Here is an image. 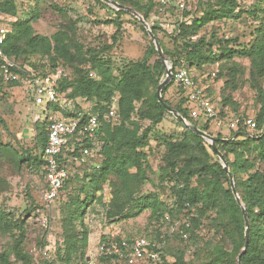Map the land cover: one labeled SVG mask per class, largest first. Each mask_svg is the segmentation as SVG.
I'll list each match as a JSON object with an SVG mask.
<instances>
[{
    "label": "trees",
    "instance_id": "16d2710c",
    "mask_svg": "<svg viewBox=\"0 0 264 264\" xmlns=\"http://www.w3.org/2000/svg\"><path fill=\"white\" fill-rule=\"evenodd\" d=\"M96 1L114 14L118 28L121 27L120 18L130 14L123 10H115L102 0ZM115 1L132 8L149 23L152 15H158L155 0ZM258 2H264V0H257L256 3ZM193 3L192 0H187V9L183 14L173 13L178 25L175 29L174 48H167L159 38L158 32L162 30L160 26L152 24L151 28L158 37L164 54L172 61L174 74L183 69L191 74L193 68L200 70L208 64L228 63L235 57H245L251 62V84L262 103L261 110L253 118L257 127L253 133H249L245 124L241 123L237 129L229 130L231 134L228 137L219 134L216 138L217 146L228 161L237 191L249 214L250 240L247 252L242 255V264H264V169L259 168L261 164H264V17L259 16L257 7L248 12V15L258 21V27L254 31L255 37L249 46H243L238 38L225 39L217 34H212L210 39H207L204 36L199 37L201 29L206 24L225 19L239 20L244 12L240 9L238 0H217V4L211 1L197 3V6L202 5L204 11L193 15ZM56 9L63 13V10ZM17 15V0L0 2V17H17ZM183 15L185 18L182 19ZM35 19L34 14L26 19L17 18L11 30L5 28L6 33L0 37V49L14 59L19 66L17 69L19 74H25L30 70L41 76H50L58 69H64L69 73V77L59 81L56 88V100L45 105L46 120L40 127L37 126L36 155L30 156L31 154L26 152L19 158V163H28L29 167L41 170L44 176V160L41 153L47 143L48 125L60 118L79 117L84 109L78 105L75 110H70L63 101L74 102L81 99L88 102L92 113L100 114L101 122L97 136L93 140L85 139L82 147L79 144L77 149V154L80 149L87 148L92 151L93 155L87 159L88 164L89 161L98 159L97 162L92 163L94 172L90 176L89 189L87 186H82L81 191L85 194V198L82 200L78 197L73 201V208L69 209L67 217L62 221V246L55 250L54 257L51 250V257H44L41 263L89 264L87 258L85 259L89 236L84 223L85 212L87 207L98 200L97 195L101 191L102 184L107 182L109 176H114L116 182L110 184L114 196L106 212L108 219L120 221L137 218L149 210L150 221L156 224L167 213L196 211L198 215L191 217L193 225L197 227L202 219L210 218L222 239L201 264H238V258L245 246V221L242 210L233 195L228 173L223 169L220 159L211 146L203 138L187 130L178 120L176 123L183 129L181 137L162 136L157 139L159 145L164 147V152L161 154L162 174L159 180L160 183L170 184L169 201L171 202L162 201L156 193L140 201L135 198L149 179L150 166L147 154L143 150L149 147V139L154 128L165 120L166 115L172 116L158 102L156 94L159 83L166 75V67L160 59L154 42L150 39V46L142 59L125 62L120 68H115L111 60L104 57L113 49L112 45H104L99 50L85 51L84 46L76 38V24L60 25L58 31L52 36H45L36 33ZM141 27L146 32L142 23ZM117 35L118 32L114 35V43L118 41ZM225 68H228L226 73L220 71L219 77L227 76L229 79L220 93L221 108L216 106L218 119L223 125L236 116L251 118L247 114L238 112V104L232 97V93L238 89L237 71L229 67ZM1 73L0 68V94L10 87H20L27 91L28 96H31L34 105L30 89L27 90L18 84L6 85ZM93 73L97 76H91ZM174 83H176L175 80L164 89V101L189 122L210 133L213 122H203L192 117V107L187 95L182 98L180 104L175 106L165 99L166 92ZM180 87L183 88L181 85ZM209 90L207 87L205 93L213 101L207 94ZM64 96H66L65 99ZM114 98L118 100L115 123L104 120ZM53 113L59 114L60 117L50 119L49 116ZM142 122H149L150 125L143 129ZM5 149L7 146L0 145V162L1 152ZM77 168L78 166L74 171ZM69 179L63 191L70 182ZM63 195L64 192L54 204L60 202ZM70 200L72 201L73 198ZM131 205L137 210L125 214V210ZM41 206L42 203L32 210L34 215H38L37 211ZM50 213L51 210L48 215ZM4 216L0 214V222L5 221L8 229L15 226L20 234L11 252L0 253V264H34L33 256L26 251L23 244L25 222L13 223L12 219H6ZM185 230L188 231V229ZM154 235L155 242L151 240ZM108 238L129 242L135 239L104 236L101 242ZM143 238L151 243L150 250L160 252L161 255L157 260L136 262L171 264L163 256L161 248L153 247L157 244L156 241L162 242L157 230L149 231ZM45 245L44 241L40 243V246ZM12 254L15 256V261L11 258ZM128 262H135V260L132 257L120 259L113 255H100L96 263L125 264ZM175 264L192 263H186L181 255L177 257Z\"/></svg>",
    "mask_w": 264,
    "mask_h": 264
},
{
    "label": "rangeland",
    "instance_id": "374dc122",
    "mask_svg": "<svg viewBox=\"0 0 264 264\" xmlns=\"http://www.w3.org/2000/svg\"><path fill=\"white\" fill-rule=\"evenodd\" d=\"M192 1L194 2V5L192 4L193 15L204 11L202 5L197 6L199 2L211 1L217 4V0ZM238 1L240 9L244 12L239 20L211 21L201 29L199 37L204 36L210 39L212 34H217L225 39L238 38L243 46H249L255 37L254 31L258 27V21L248 15V12L257 7L259 16L264 17V2L256 3L257 0ZM17 5V17H0V28L11 30L17 18L26 19L32 14L36 16L34 22L36 33L45 36H52L58 31L60 25L74 23L76 24V38L84 46L85 51L99 50L104 45L113 46V49L107 52L104 57L109 58L115 68H120L125 62L142 59L150 46V37L147 31L142 29L141 22L135 16L132 14L123 15L120 18L121 27L118 28L114 14L96 0H40V2L17 0ZM56 8L63 10V13ZM183 16L182 19L185 18ZM176 22L177 20L173 15L158 14L152 15L150 23H148L150 26L156 24L162 28L158 32L159 38L167 48L172 49L176 35ZM117 32L118 41L114 43V35ZM225 67L237 71L238 89L232 93V97L238 104V112L255 118L262 108V103L251 84V62L248 58L235 57L228 63L208 64L200 70L193 68L191 74L201 86L209 87L210 90L207 94L213 99L215 107L221 108L220 93L229 77H219V72L224 71L226 73L228 68ZM91 76L97 75L93 73ZM165 77L162 78L161 82ZM185 96L186 91L174 83L166 92L165 99L175 106L180 104ZM65 98L66 96H64ZM63 104L70 110H75L78 105L84 107L83 110H89L91 107L88 102L81 99L74 102L63 101ZM45 107L34 106L31 96H28L27 91L20 87H10L3 94H0V145L7 146V149L1 152L0 214L5 215L6 219H12L13 223L16 221L25 222L23 244L26 251L33 256L34 264H42L43 251L47 248L53 250L52 256L54 257L55 250L62 246V221L67 217L69 209L73 208V201L77 200L78 197L82 200L85 198L81 188L87 186L89 189L90 176L94 172V164L92 163L98 160L93 159L94 161H89L88 164L86 159V162L81 163L77 170L71 174L62 200L53 205L51 213L48 215L49 228L43 227L39 221L40 215H34L32 210L42 203V193L46 188L44 176H42L41 170L29 167L28 163L20 164L19 158L26 152H29L30 156L36 155L37 126L40 127L46 120ZM59 117L60 115L56 113L49 116L50 119ZM141 125L144 129L150 124L149 122H142ZM209 131L214 137L219 134L228 137L231 134L226 124L218 125L216 122L211 123ZM182 133L183 129L178 126L173 115H166L165 120L154 128L149 139V147L143 150L147 154L150 166L148 170L149 179L141 187L138 195L135 196L137 200L140 201L142 198L156 193L162 201L171 202L169 201L170 184L167 182L160 183L159 180L162 174L161 154L164 152V147L159 145L157 139L162 136L179 138ZM259 168L264 169V164H261ZM113 182H116V178L109 176L107 182L101 186V191L97 195L98 200L87 207L85 212L84 223L89 232L88 247L85 251L87 261L98 262L100 242L104 236H116L123 239L138 238L146 236L151 230H157L159 238L162 239L161 243L156 241L157 248L162 249L163 256L171 264L177 263V257L181 255H183L186 263L201 264L212 249L221 243V235L212 225L210 218L202 219L197 227L193 225L191 217L198 215L196 211L185 210L180 213H167L156 224L150 221L151 212L149 210L137 218L120 221L108 219L106 212L108 204L114 196L110 185ZM70 198L73 200L71 201ZM136 210V207L131 205L127 207L125 214ZM19 234L20 232L15 226L8 229L5 226V221L0 222V253L11 252ZM151 240H155V235L151 237ZM42 241L46 244L45 246H40ZM11 258L15 261L13 254ZM125 264L139 263L135 261Z\"/></svg>",
    "mask_w": 264,
    "mask_h": 264
},
{
    "label": "built area",
    "instance_id": "2783aa9c",
    "mask_svg": "<svg viewBox=\"0 0 264 264\" xmlns=\"http://www.w3.org/2000/svg\"><path fill=\"white\" fill-rule=\"evenodd\" d=\"M3 0H0V2ZM157 2L158 14L172 16L173 13L183 14L187 9V0H155ZM182 21V20H181ZM178 26V25H177ZM6 33L5 28H0V37ZM1 75L6 85L18 84L32 91L34 105L45 106L49 102L56 100L58 83L62 79L69 77V73L64 69H58L50 76H41L32 71L19 74V66L13 58L8 57L0 49ZM174 80L186 91L187 98L191 104V115L196 120L203 122H216L222 125L218 119L214 102L207 97L205 89L201 86L190 72L183 69L174 74ZM208 84V83H207ZM117 98L113 99L110 110L104 116L107 122H116L117 119ZM244 123L249 133H253L257 127L253 118L234 117L226 124L229 130L237 129L238 125ZM101 126L100 114H93L91 107L80 113L79 117L57 119L51 122L48 127V138L42 150L44 160V180L46 188L42 193V206L38 209L40 223L43 227H49L48 213L56 200L63 194L67 180L72 171L81 163L86 162L88 157L93 155L90 149H77L85 139L93 140ZM151 243L143 238H135L132 242L127 240L117 241L112 238L100 242L99 254L107 256H117L120 259L132 257L135 261L146 262L160 258V252L150 250ZM157 248V245H153ZM45 258L51 257V248L43 251ZM89 264H96L89 261Z\"/></svg>",
    "mask_w": 264,
    "mask_h": 264
},
{
    "label": "water",
    "instance_id": "95a60500",
    "mask_svg": "<svg viewBox=\"0 0 264 264\" xmlns=\"http://www.w3.org/2000/svg\"><path fill=\"white\" fill-rule=\"evenodd\" d=\"M102 1L108 3L111 7H113L114 9H116L118 11L119 10H123L125 12H128V13L132 14L145 27L150 39L154 42L155 48H156V50H157V52H158V54L160 56V59H161L162 63L166 67V77L159 84L157 92H156L157 98H158V102L167 110L168 113L172 114L176 120L181 122L182 125L187 130H189L192 133L200 136L201 138H203L211 146L213 152L215 154H217L218 158L220 159V162H221V164L223 166V169L228 173V176L230 178V184H231V189H232L233 195H234L238 205L240 206V208L242 210V213H243V216H244V221H245V246H244V248L242 250V253L240 254V256L238 258V264H242V255L247 252V249H248V246H249V240H250L249 214H248V211H247V207L243 203V201H242V199H241V197H240V195H239V193L237 191L235 180H234V176H233V173L230 170L228 161L225 158V156L221 153V151L219 150V148L217 146L218 139L216 137L212 136L211 134L203 131L198 126H196V125L192 124L191 122H189L185 117H183V115L181 113H179L177 110L172 108L170 105H168L164 101L163 91L174 80L173 64H172V61L170 59H168L164 55V51L162 49V46H161V44L159 42L158 37L154 34L151 26L145 20V18L141 14H139L138 12L134 11L132 8L124 6V5L120 4L119 2H117L115 0H102Z\"/></svg>",
    "mask_w": 264,
    "mask_h": 264
}]
</instances>
